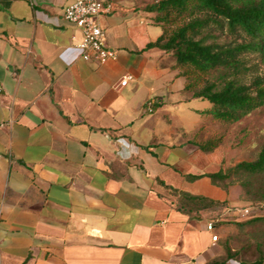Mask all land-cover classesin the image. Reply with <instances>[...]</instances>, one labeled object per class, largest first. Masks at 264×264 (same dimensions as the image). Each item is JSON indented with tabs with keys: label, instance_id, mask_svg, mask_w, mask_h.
Returning <instances> with one entry per match:
<instances>
[{
	"label": "crops",
	"instance_id": "crops-1",
	"mask_svg": "<svg viewBox=\"0 0 264 264\" xmlns=\"http://www.w3.org/2000/svg\"><path fill=\"white\" fill-rule=\"evenodd\" d=\"M73 1L0 0V264H206L219 208L186 214L173 189L228 200L205 176L224 155L189 143L203 100L148 48L160 0H104V64L82 59Z\"/></svg>",
	"mask_w": 264,
	"mask_h": 264
},
{
	"label": "trees",
	"instance_id": "trees-1",
	"mask_svg": "<svg viewBox=\"0 0 264 264\" xmlns=\"http://www.w3.org/2000/svg\"><path fill=\"white\" fill-rule=\"evenodd\" d=\"M152 11L163 34L148 48H158L174 57V68L185 79L186 96L210 104L199 113L204 120L210 117L222 124H237L264 108V73L259 75V67L264 66V0H160ZM198 136L189 143L199 150L212 153L219 148L221 139L198 140ZM233 175L241 178L247 195L254 194L255 200L264 202V145L255 160L205 176L227 191L220 183ZM173 192L178 196V209L186 214L226 204ZM255 224H264V217L236 223L240 228ZM222 249V255L206 264H264L261 243L255 244L257 257L253 260L240 258L249 250L247 246L234 250L226 240Z\"/></svg>",
	"mask_w": 264,
	"mask_h": 264
},
{
	"label": "rangeland",
	"instance_id": "rangeland-1",
	"mask_svg": "<svg viewBox=\"0 0 264 264\" xmlns=\"http://www.w3.org/2000/svg\"><path fill=\"white\" fill-rule=\"evenodd\" d=\"M224 40L225 38L220 39V41ZM263 73L264 66H261L259 75ZM192 105L202 110L208 108L210 104L207 101H196ZM204 121L205 124L197 139H221L218 151L224 155L223 170L232 169L241 162L255 160L264 145V108L253 112L237 124H222L210 117ZM240 179L239 176L233 175L230 180L220 183L230 196L224 206L217 207L219 212L216 218L219 219L217 224L218 228H221V235L217 232L218 241L213 251L215 256L222 255V245L227 240L234 250L249 247V250L244 251L240 258L253 260L257 257L256 243H261L264 250V224L240 228L236 223L253 217H264V202L255 200L254 194L247 195L241 186ZM256 185L261 186L259 182ZM245 210H248V214L244 213Z\"/></svg>",
	"mask_w": 264,
	"mask_h": 264
},
{
	"label": "built area",
	"instance_id": "built-area-1",
	"mask_svg": "<svg viewBox=\"0 0 264 264\" xmlns=\"http://www.w3.org/2000/svg\"><path fill=\"white\" fill-rule=\"evenodd\" d=\"M112 11V5L104 0H74L64 10V20L82 32L79 49L84 61L95 59L98 63L104 64L108 60L116 59V53L108 47L105 32L99 23L101 15H108ZM132 80V76H125L120 82V87L127 86ZM156 104V99L150 100L145 106V111L153 113ZM244 213L248 214V210H245ZM207 230L213 233L215 230L214 224L209 223ZM217 241L218 236L213 235L212 243L216 244Z\"/></svg>",
	"mask_w": 264,
	"mask_h": 264
}]
</instances>
